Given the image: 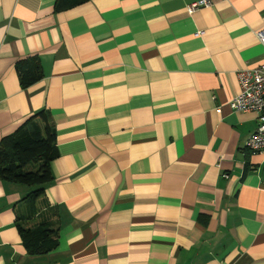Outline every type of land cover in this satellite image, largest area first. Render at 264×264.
I'll list each match as a JSON object with an SVG mask.
<instances>
[{"label":"crops","instance_id":"0c3cea01","mask_svg":"<svg viewBox=\"0 0 264 264\" xmlns=\"http://www.w3.org/2000/svg\"><path fill=\"white\" fill-rule=\"evenodd\" d=\"M194 1L0 0V146L43 109L58 153L34 208L0 180V264H264L259 121L228 104L264 62V0ZM41 216L57 243L29 253Z\"/></svg>","mask_w":264,"mask_h":264},{"label":"trees","instance_id":"16d2710c","mask_svg":"<svg viewBox=\"0 0 264 264\" xmlns=\"http://www.w3.org/2000/svg\"><path fill=\"white\" fill-rule=\"evenodd\" d=\"M81 1L83 0H57V5L68 6ZM15 69L21 88L29 86L42 76L36 58L17 60ZM54 135L47 113L40 109L1 141L0 180L32 187L24 198L32 208L52 180L50 165L58 155ZM53 224L54 222L41 216L38 223L31 227L17 225L22 243L29 253L46 252L56 246L57 232Z\"/></svg>","mask_w":264,"mask_h":264},{"label":"built area","instance_id":"2783aa9c","mask_svg":"<svg viewBox=\"0 0 264 264\" xmlns=\"http://www.w3.org/2000/svg\"><path fill=\"white\" fill-rule=\"evenodd\" d=\"M201 5L207 6L209 1H194L186 6V11L191 13ZM255 35L264 49V25L255 30ZM236 75L239 90L228 102L229 107L240 112H255L259 121L246 137L244 148L252 152L264 151V62L251 68L239 69Z\"/></svg>","mask_w":264,"mask_h":264}]
</instances>
